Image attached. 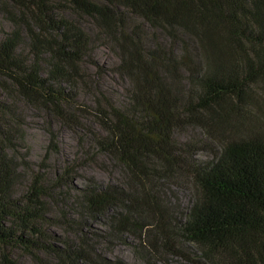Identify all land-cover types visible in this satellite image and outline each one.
Returning <instances> with one entry per match:
<instances>
[{"label":"trees","instance_id":"obj_1","mask_svg":"<svg viewBox=\"0 0 264 264\" xmlns=\"http://www.w3.org/2000/svg\"><path fill=\"white\" fill-rule=\"evenodd\" d=\"M0 13L10 23L0 37V264H24L17 253L36 264H130L97 242L124 234L146 240L156 261L185 242L195 251L186 264H264V0H0ZM82 18L117 57L121 104L95 89L79 99L94 85L87 63L101 69ZM18 100L71 128L92 117L96 153L124 169L123 183L75 185L95 153L50 171V127L34 168ZM193 126L217 143L213 158L175 138ZM182 182L192 199L179 217L161 185Z\"/></svg>","mask_w":264,"mask_h":264},{"label":"rangeland","instance_id":"obj_2","mask_svg":"<svg viewBox=\"0 0 264 264\" xmlns=\"http://www.w3.org/2000/svg\"><path fill=\"white\" fill-rule=\"evenodd\" d=\"M82 24L91 37V58L96 61L101 69L96 72V67L92 62L87 63V68L93 75L92 80L94 87L89 83L80 86L79 99L85 102L92 101L91 91L93 89L100 90L107 98L117 104H121L126 99L125 88L127 81L120 77L114 70L117 64V57L111 50L110 46L104 39L97 34L96 28L88 18H82ZM10 23L0 13V37L4 30L9 29ZM0 98L6 99L5 92L0 88ZM10 99V98H8ZM11 100V99H10ZM17 110L24 118V141L21 151L27 152V157L31 161L33 167H37V163L43 158L44 153L48 150V144L51 141L48 127L54 131L53 142L57 145V150L48 153V167L50 171L60 168L66 161H71L79 155L87 158L91 156L92 161L80 165L74 178L77 186H82L89 179L107 184H121L124 181V169L114 162L112 159L102 153H96V148L91 139L93 128H97L98 124L92 117L83 119L82 124L71 128L69 125L61 124L54 116H49L41 109L25 103L23 100L16 102ZM175 138L179 142L192 141L198 146L196 156L202 160L213 158L216 142L211 139L200 126L189 127L186 130L175 133ZM161 199L167 205L172 214L182 217L188 208L192 199V188L189 183L182 182L180 186L161 185ZM52 212L53 207H49ZM104 221H93L95 229L103 228ZM50 229L62 232L60 227L51 225ZM106 237V238H105ZM96 241V240H95ZM100 250L111 258H121L130 264H186L188 256L194 255L188 243H181L182 253L179 255H169L166 261H156L152 255L151 248L147 241L138 240L131 234L122 236L108 235L98 239ZM18 258L24 264H36L29 254L17 253ZM45 264H54L53 260L47 259Z\"/></svg>","mask_w":264,"mask_h":264}]
</instances>
